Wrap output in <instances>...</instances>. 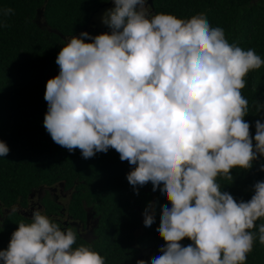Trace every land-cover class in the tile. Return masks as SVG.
Returning <instances> with one entry per match:
<instances>
[{"label": "clouds", "instance_id": "obj_1", "mask_svg": "<svg viewBox=\"0 0 264 264\" xmlns=\"http://www.w3.org/2000/svg\"><path fill=\"white\" fill-rule=\"evenodd\" d=\"M112 3L103 17L110 33L68 37L59 51V74L44 94L45 129L85 159L114 149L134 166L126 178L137 194V186L163 185L171 205L162 206L158 228L165 245L150 264H246L257 236L264 245V223L252 231L264 218V181L237 202L217 178L232 181V169L264 157V123L255 122L253 144L241 91L264 59L230 44L203 14L185 20L152 13L148 0ZM8 153L0 141V157ZM143 215L150 227L155 204ZM30 221L18 223L0 264H105L90 245L73 248L76 231L39 208ZM185 238L192 243L183 246Z\"/></svg>", "mask_w": 264, "mask_h": 264}, {"label": "trees", "instance_id": "obj_2", "mask_svg": "<svg viewBox=\"0 0 264 264\" xmlns=\"http://www.w3.org/2000/svg\"><path fill=\"white\" fill-rule=\"evenodd\" d=\"M110 1L0 0V141L9 148L8 155L0 157V209L11 211L0 218V250L8 248L21 220L31 222V217L17 212V206H26L31 194L40 188L64 184L72 190L68 210L73 219L84 222L86 208H91L100 220L94 244L81 240L73 229L77 233L73 248L90 245L105 258V264H138L143 251L152 252L151 258L161 255L159 249L165 245L158 233L161 210L164 205L171 207L160 190L163 185L156 191L150 182L137 186V194L126 178L134 166L121 161L114 149L85 159L79 149L69 152L56 144L43 123L48 110L44 99L46 84L55 71H60L55 62L59 51L68 37L83 32L93 37L110 33L107 25L90 28L93 14ZM153 3L154 14H172L185 20L203 14L213 27L224 30L230 44L253 49L264 59V0ZM6 9L13 12L5 15ZM39 10L43 11L40 21L45 27L38 22ZM245 82L241 91L249 102V113L244 119L250 124L255 144V122L264 123V107L257 112L258 105L264 106V66L250 71ZM262 165L264 157H259L251 169H232V181L218 177L222 191L229 192L237 202L250 200L255 183L264 181ZM150 202L155 204V221L145 227L143 212ZM41 203L47 210L44 215L57 208L48 198ZM261 223L264 218L256 222L252 231L258 233ZM191 243L187 238L181 241L183 246ZM246 264H264V245L258 236Z\"/></svg>", "mask_w": 264, "mask_h": 264}, {"label": "flooded vegetation", "instance_id": "obj_3", "mask_svg": "<svg viewBox=\"0 0 264 264\" xmlns=\"http://www.w3.org/2000/svg\"><path fill=\"white\" fill-rule=\"evenodd\" d=\"M111 6L114 7V4L112 3L110 7ZM149 8L153 13L150 5ZM93 17L90 22V28L97 25L93 21ZM44 198H48L53 203H56L57 208L47 214V216L56 220L62 228L65 226L72 227L78 232L80 239L85 241L87 244H94L98 240L96 231L99 228V224L97 225L98 221L100 222L99 217L96 216V213L92 211L91 208H86V220L84 222L74 220L68 210L69 202L72 199V190L66 189L65 186L62 187L61 185H57L55 187H47L45 189L42 188L41 192L38 190L34 193V195H31V199L26 206H17V212H20V214L24 216L27 215L28 217H32V210L39 208L42 213L45 214L47 210L41 203ZM9 212L11 211L8 209H0V218L2 214H7ZM140 256H144L146 264H150L152 256L151 252L146 254V251H143Z\"/></svg>", "mask_w": 264, "mask_h": 264}, {"label": "water", "instance_id": "obj_4", "mask_svg": "<svg viewBox=\"0 0 264 264\" xmlns=\"http://www.w3.org/2000/svg\"><path fill=\"white\" fill-rule=\"evenodd\" d=\"M153 2H154V0H148V3H149V5H150V7L152 8V11H154V3H153ZM111 4H112V0H111L109 3H106V4L101 5V6L98 8L97 12H98L101 8H104V7L110 6ZM42 15H43V11L39 10V12H38L39 21H38V22H39V24H40L42 27H45L46 24H42L41 21H40ZM93 16H94V14H93ZM95 28H96V29H99V28L96 27V26H95ZM50 73H51V70H50ZM58 74H59V71H55L54 74H53V77H52V78H54V77L57 76ZM50 79H51V78H50ZM61 186L63 187L64 185L62 184ZM39 192H41V190H40ZM31 195H34V193H32ZM25 216H27V215H25ZM98 224H99V221H98L97 225H98ZM151 253H152V252H151ZM138 260H139V261H140V260H143V261H144V256H139Z\"/></svg>", "mask_w": 264, "mask_h": 264}, {"label": "rangeland", "instance_id": "obj_5", "mask_svg": "<svg viewBox=\"0 0 264 264\" xmlns=\"http://www.w3.org/2000/svg\"><path fill=\"white\" fill-rule=\"evenodd\" d=\"M110 8H113V7L107 6V7L101 8L98 12L95 13L93 17V21L97 24L96 26L98 28H103L106 26V24L103 22V17H104L105 12Z\"/></svg>", "mask_w": 264, "mask_h": 264}]
</instances>
